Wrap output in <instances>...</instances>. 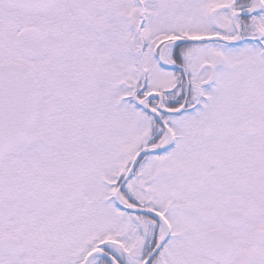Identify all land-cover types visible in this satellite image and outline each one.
<instances>
[{"label": "snow or ice", "instance_id": "obj_1", "mask_svg": "<svg viewBox=\"0 0 264 264\" xmlns=\"http://www.w3.org/2000/svg\"><path fill=\"white\" fill-rule=\"evenodd\" d=\"M0 264H264V0H0Z\"/></svg>", "mask_w": 264, "mask_h": 264}]
</instances>
